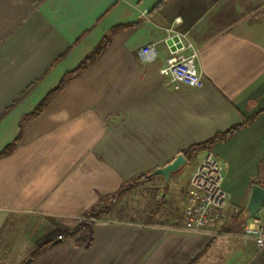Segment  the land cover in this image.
I'll list each match as a JSON object with an SVG mask.
<instances>
[{"label": "crops", "instance_id": "crops-1", "mask_svg": "<svg viewBox=\"0 0 264 264\" xmlns=\"http://www.w3.org/2000/svg\"><path fill=\"white\" fill-rule=\"evenodd\" d=\"M134 22L111 32L0 156V264H264V246L241 237L264 166V0H0V152L64 73L111 28ZM175 34L198 52L200 88L174 87L159 71ZM147 44L151 60L139 54ZM241 122L197 151L185 177L188 159L167 184L152 176L163 190L155 210L88 218L135 176ZM207 152L223 165L228 208L214 228L223 234L168 229L182 223L184 188ZM83 220L89 246L57 238Z\"/></svg>", "mask_w": 264, "mask_h": 264}, {"label": "built area", "instance_id": "built-area-1", "mask_svg": "<svg viewBox=\"0 0 264 264\" xmlns=\"http://www.w3.org/2000/svg\"><path fill=\"white\" fill-rule=\"evenodd\" d=\"M173 31L172 29H170ZM180 46L170 50L160 73L165 76L166 83L174 87L185 84L193 88L203 85L198 69V52L185 35H179ZM157 51L154 44H147L139 50L142 58L151 60ZM223 165L212 152H207L196 165L188 182V197L184 207V218L178 226H168V229H180L186 232H208L222 234L215 230V225L221 224L228 208V197L223 185ZM241 237L252 239L256 246H264V204L244 226ZM57 238H63L60 233Z\"/></svg>", "mask_w": 264, "mask_h": 264}, {"label": "trees", "instance_id": "trees-1", "mask_svg": "<svg viewBox=\"0 0 264 264\" xmlns=\"http://www.w3.org/2000/svg\"><path fill=\"white\" fill-rule=\"evenodd\" d=\"M136 24L137 22H134L130 24L118 25V26L111 28L102 37V39L99 41V43L94 47L92 51H90L82 60H80V62L72 70L64 73V75L60 78L57 85L54 88H52L50 91H48L36 103V105L30 112L24 114L21 117L19 121V132L17 136L1 150L0 156L8 155L15 149V147L18 145V143L22 139L23 127L27 120L38 116L45 109V107L51 102V100L56 96L57 93H59L74 77H76L81 72H83L88 67H90V65H92L100 57V55L104 52V50L106 49V47L108 46L110 42L111 32H114L115 30L121 27H134ZM12 105L13 104H11L8 107V109ZM248 121L249 120H247L246 122ZM246 122L235 124L223 132L215 133L214 135H212L210 138H208L205 141L192 144L188 148L183 149L182 153L188 160H190L191 158L194 157L197 151L201 149H210L216 142L224 141L228 139L237 129L242 127ZM145 174L146 173L137 175L136 179L145 178ZM120 190H122V188H120ZM120 193L122 192L120 191L118 194ZM113 198H116V197H113ZM97 217H99V213H95V212H91L88 216V218H97ZM63 239H72L77 245H82L84 247L89 246L92 241L91 222H89L88 220H83L79 222L77 226L68 230L65 233V236L63 237ZM51 244H53V241L44 243L41 249Z\"/></svg>", "mask_w": 264, "mask_h": 264}, {"label": "rangeland", "instance_id": "rangeland-1", "mask_svg": "<svg viewBox=\"0 0 264 264\" xmlns=\"http://www.w3.org/2000/svg\"><path fill=\"white\" fill-rule=\"evenodd\" d=\"M199 153H196V155L190 159L189 165L185 168L182 169L181 175L182 177H185L186 174L188 173V170L198 161L199 159ZM137 176L129 180L124 186H122V190H118L113 196H111L110 201H106L105 204H102L98 210L95 211V213H99V216L101 215L102 217H107L106 214H102L104 209H109L108 215L110 216H115L116 217H124L127 219H133L136 218L138 214V210L142 206L147 207V209H154L159 205L162 201L163 198L161 197V193L163 190H160V188H157L160 184L157 179L155 180L154 177H149V178H141V179H136ZM170 188V186H168ZM167 187V188H168ZM165 189L166 194L169 193V188ZM184 189L188 190V187L185 186ZM122 192L118 194L119 192ZM187 194V191H186ZM168 196H171L170 194ZM166 196L165 199L169 200L170 197ZM116 197V198H113ZM115 208H121L122 210H119L117 213L113 211ZM60 234V233H59ZM63 237L65 234L62 232L61 233Z\"/></svg>", "mask_w": 264, "mask_h": 264}, {"label": "water", "instance_id": "water-1", "mask_svg": "<svg viewBox=\"0 0 264 264\" xmlns=\"http://www.w3.org/2000/svg\"><path fill=\"white\" fill-rule=\"evenodd\" d=\"M166 43L169 46L170 50L172 51L180 46L177 35H173L170 38H168ZM186 163H187V158L184 156L182 152H179L170 162H168L164 166L156 167L155 169L146 173L145 178L159 175L163 178L164 183L167 184L171 174L176 172ZM263 204H264V166L262 167L261 184H253L251 186L250 197L245 207L246 216L253 217ZM28 261L29 259L27 260V262Z\"/></svg>", "mask_w": 264, "mask_h": 264}]
</instances>
